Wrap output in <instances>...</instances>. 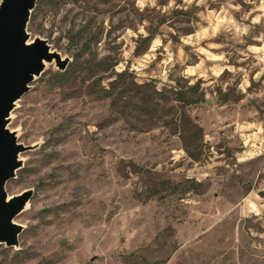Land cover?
I'll list each match as a JSON object with an SVG mask.
<instances>
[{
  "label": "rangeland",
  "instance_id": "obj_1",
  "mask_svg": "<svg viewBox=\"0 0 264 264\" xmlns=\"http://www.w3.org/2000/svg\"><path fill=\"white\" fill-rule=\"evenodd\" d=\"M26 33L65 64L9 113L0 264H264V0H35Z\"/></svg>",
  "mask_w": 264,
  "mask_h": 264
},
{
  "label": "water",
  "instance_id": "obj_2",
  "mask_svg": "<svg viewBox=\"0 0 264 264\" xmlns=\"http://www.w3.org/2000/svg\"><path fill=\"white\" fill-rule=\"evenodd\" d=\"M35 0H0V244L15 247L20 226L14 217L24 208L28 193L8 197L5 183L20 166L18 154L27 150L6 125L15 102L39 76L45 63L62 70L65 62L44 40H28L26 25Z\"/></svg>",
  "mask_w": 264,
  "mask_h": 264
},
{
  "label": "trees",
  "instance_id": "obj_3",
  "mask_svg": "<svg viewBox=\"0 0 264 264\" xmlns=\"http://www.w3.org/2000/svg\"><path fill=\"white\" fill-rule=\"evenodd\" d=\"M63 73H64V72L62 71L61 73H57V74L54 75V76L57 77V78H62V76L64 75ZM178 101H180L181 103H185V104H187V101H184V99H182L181 97L178 98ZM162 184H166V188H168V189H173V188L176 186V185H171V184H169L168 182H163ZM154 194H155V192H154V191H151V192L148 194V196L146 197V199L151 198Z\"/></svg>",
  "mask_w": 264,
  "mask_h": 264
}]
</instances>
